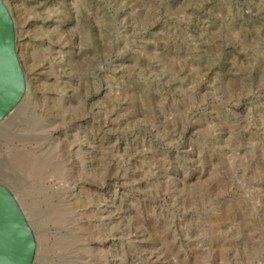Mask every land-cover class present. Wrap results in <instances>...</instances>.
Instances as JSON below:
<instances>
[{
	"label": "rangeland",
	"instance_id": "rangeland-1",
	"mask_svg": "<svg viewBox=\"0 0 264 264\" xmlns=\"http://www.w3.org/2000/svg\"><path fill=\"white\" fill-rule=\"evenodd\" d=\"M5 1L35 264H264V0Z\"/></svg>",
	"mask_w": 264,
	"mask_h": 264
},
{
	"label": "water",
	"instance_id": "water-1",
	"mask_svg": "<svg viewBox=\"0 0 264 264\" xmlns=\"http://www.w3.org/2000/svg\"><path fill=\"white\" fill-rule=\"evenodd\" d=\"M27 76L18 55L14 16L0 0V126L23 104ZM39 242L18 196L0 181V264H35Z\"/></svg>",
	"mask_w": 264,
	"mask_h": 264
}]
</instances>
